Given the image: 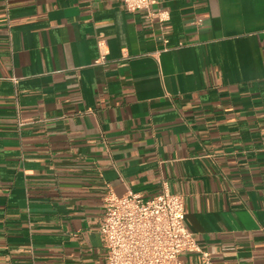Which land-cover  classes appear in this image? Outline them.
<instances>
[{
    "label": "crops",
    "instance_id": "1",
    "mask_svg": "<svg viewBox=\"0 0 264 264\" xmlns=\"http://www.w3.org/2000/svg\"><path fill=\"white\" fill-rule=\"evenodd\" d=\"M163 181L264 264V0H0V264H105V193Z\"/></svg>",
    "mask_w": 264,
    "mask_h": 264
},
{
    "label": "built area",
    "instance_id": "2",
    "mask_svg": "<svg viewBox=\"0 0 264 264\" xmlns=\"http://www.w3.org/2000/svg\"><path fill=\"white\" fill-rule=\"evenodd\" d=\"M120 2L135 11L148 10L153 0ZM102 205L99 234L105 264H187L180 258L183 252L200 254V261L193 264H213L185 225L183 196L171 192L166 181L150 197L132 190L122 195L108 190Z\"/></svg>",
    "mask_w": 264,
    "mask_h": 264
}]
</instances>
